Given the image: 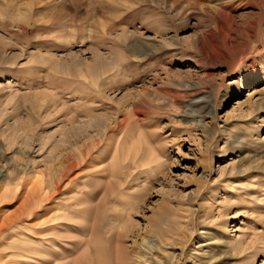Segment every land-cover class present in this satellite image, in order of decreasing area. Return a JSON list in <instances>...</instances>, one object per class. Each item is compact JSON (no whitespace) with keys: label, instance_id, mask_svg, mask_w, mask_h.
Returning <instances> with one entry per match:
<instances>
[{"label":"rangeland","instance_id":"rangeland-1","mask_svg":"<svg viewBox=\"0 0 264 264\" xmlns=\"http://www.w3.org/2000/svg\"><path fill=\"white\" fill-rule=\"evenodd\" d=\"M57 1L0 0L7 13L0 18V58L16 57L0 62V180L15 189L23 169H37L52 183L58 173L45 167L59 156L55 145L70 147L63 144L74 122L83 132L71 143L81 147L73 155L79 168L69 176L77 181L43 203L23 233L0 237V258L6 264H116L120 240L124 264H152L154 258L207 264L212 256V264H264V165L248 178L239 174L249 159L264 164V109L244 113L261 102L264 108V90L255 92L264 88V0H176L174 9L175 0ZM13 10L26 22L10 17ZM159 24L173 48L157 44ZM198 37L202 46L192 48ZM141 38L154 42L141 49H152L143 61L134 47ZM56 59L58 66L51 64ZM186 81L201 84L192 102ZM138 93H144L143 115L131 112ZM93 117L110 128L89 156ZM142 149L164 162L147 184L110 168ZM103 161L109 168L98 187L90 170ZM204 173L205 187L199 181ZM207 197L212 214L201 205ZM17 201L0 204V215L15 210ZM114 219L113 225L131 228L122 238L110 234ZM166 219L181 225L173 246L146 252L157 240L155 224L165 229ZM60 235L70 238L60 241ZM241 241L249 251L235 256L231 244Z\"/></svg>","mask_w":264,"mask_h":264},{"label":"bare ground","instance_id":"bare-ground-1","mask_svg":"<svg viewBox=\"0 0 264 264\" xmlns=\"http://www.w3.org/2000/svg\"><path fill=\"white\" fill-rule=\"evenodd\" d=\"M22 1V0H21ZM52 1V0H51ZM63 1V0H61ZM59 2V0L57 1ZM234 2V1H233ZM231 2V3H233ZM52 3V2H51ZM56 3V2H55ZM59 3H62V2H59ZM243 3V2H242ZM50 4V3H49ZM66 4V3H65ZM163 4L166 6L168 4L164 3L163 1ZM171 4V9L175 8L177 6V1H173L170 3ZM245 4V3H244ZM53 5V3H52ZM59 5V4H58ZM233 5V4H232ZM241 5V4H240ZM247 5V3L245 4ZM244 5V6H245ZM58 7V6H57ZM14 9V8H13ZM20 9V8H18ZM223 9H226L225 7ZM17 11V10H16ZM15 10H13V12L11 11L10 12V17L16 19V20H21V21H25L27 20V17L25 14H23V12L21 13L20 10L19 12H16ZM25 11V10H24ZM7 13H6V10L5 8L2 6V4L0 5V18H2L3 16H5ZM230 14V13H229ZM229 18V16H228ZM228 20V19H227ZM166 30V26H163V25H158L157 27V33L160 38H162V43H157L159 44V46H163V47H167L168 49L169 48H173L175 46V43L174 41L172 40H169L167 39L166 37H164L162 34L163 32ZM25 32H28V30H24ZM69 32V31H68ZM68 34V33H66ZM67 36V35H66ZM70 36V35H69ZM225 36V35H224ZM71 37V36H70ZM5 40V39H3ZM61 40V39H60ZM64 40V39H63ZM65 40L67 42H70L72 40V38H68V37H65ZM139 41L136 42L135 44V49H137L136 53L139 54L140 56L138 57L141 61L147 59L149 56V52L148 51H151L152 49L150 48L147 52H144L142 51L141 49L142 48H149L150 44L154 45V42L150 43V41H146L144 39H138ZM66 42V43H67ZM190 42L188 39H186V43ZM4 43V42H3ZM192 43V42H191ZM3 45V44H2ZM202 46V38L201 37H198V38H194L193 40V43H192V48H200ZM4 47V46H3ZM166 48V49H167ZM165 49V48H164ZM16 60V57H13V58H5L3 56H1L0 58V62L1 63H11L12 60ZM101 58H99L98 55H96L95 57V61L96 62H99ZM53 60V58H52ZM51 60V62H52ZM137 60V59H136ZM49 61H50V58H49ZM59 61H61L59 59ZM58 59L54 60L53 65L58 66ZM0 63V64H1ZM62 63V62H61ZM96 64V63H95ZM52 65V66H53ZM100 65V64H99ZM54 66V67H55ZM61 66H65V65H61ZM68 66H71L68 64ZM73 67V66H72ZM100 67V66H99ZM103 67V66H102ZM66 68V67H65ZM254 75V74H253ZM260 76V75H259ZM260 78V77H259ZM256 78H253V80H255ZM262 79V78H261ZM237 84L240 86L237 87V89H241L242 88V83L241 82H237ZM201 86V84H193L192 82L190 81H186V89L187 91H189L190 95H188L189 97L191 96V99H190V102L194 101L195 99H198L200 97V94H198L197 90L196 89H199ZM263 86V85H262ZM259 87V86H258ZM256 87V88H258ZM261 87V86H260ZM253 89L252 91L256 90ZM238 89V90H239ZM264 88L262 90H259V91H255V92H263ZM143 91V90H141ZM140 91V93H142ZM140 93H138V98L136 99L135 102H138L136 103V107L133 108L131 110V112L133 111V114H139V115H143L142 112V108L141 106H139V103H142V97L144 96V93L147 95L146 92H144L143 94L140 95ZM256 96V95H255ZM137 97V96H136ZM253 100V99H252ZM205 101H207L205 99ZM203 101L202 104H204L203 106L205 107L206 106V102ZM1 103V102H0ZM177 103V102H176ZM201 103V102H199ZM199 103L197 102H193V104H195L196 106H199ZM54 105V104H53ZM62 107V106H61ZM45 109V108H44ZM48 109V108H47ZM51 109V107H50ZM50 109H48L49 112ZM263 108V104L262 102L261 103H258L257 105H253L249 108V110L247 112H244L245 113V117H249L251 116L253 113H258V112H261ZM54 110V108L52 109ZM48 112V113H49ZM197 112V111H196ZM185 116L188 115L187 112L184 113ZM244 115V114H243ZM50 116V115H49ZM189 116V115H188ZM138 117V116H137ZM91 119V118H90ZM128 121V120H126ZM125 121V122H126ZM89 122V127L90 128V133H87L89 129H85L86 133L88 134V136L86 137L87 139V143L89 145V150H88V155L90 156V154L94 151V149L96 148L97 146V141H102L104 138V136L106 135V132L107 130H109V126L106 127V124L103 123L100 119H98L97 117H93L91 120L88 121ZM125 122H120V123H117V125H115L116 127H120L122 126ZM123 123V124H122ZM18 125H16L14 127V131L17 130V131H20V127L17 128ZM8 127V126H7ZM115 127V128H116ZM195 129L198 128L199 129V126L198 124H194L193 126ZM112 128V127H111ZM9 129V127L7 128ZM84 129V128H83ZM188 129V128H187ZM25 131V130H23ZM22 131V132H23ZM197 131V130H196ZM26 133V131H25ZM12 134V133H11ZM83 134L82 130L77 128L74 124V122L71 123V126H70V129L68 130V132L66 133V137L68 138L63 145H70L69 148H64V149H60L62 148L63 146H56L55 145V148H57L59 150L58 154L59 155L58 157L56 156V159H55V163L52 165H49V166H46L45 169L49 172H57L58 173V177H56V179L52 182V183H48L46 181H44V175L45 173H42V172H39L40 170H33L31 173L28 172V169H23L22 170V174L23 176L19 177L17 180V184H16V188L15 189H11L10 187H8L7 185H4V181L0 180V204L2 203H6L7 201H15V200H18L16 202L19 203V205L17 206V208L11 212H9V214L5 213L6 215L2 216L0 215V237H3L5 236V233L7 232H10L12 233L14 236H16L18 233H23L24 230L26 228H28V223H25L27 222L28 220H30L31 218L33 219L34 215L35 214V211L38 210L39 208H42L43 203H49L51 202V200L57 195L59 194L64 187H67L68 185H71V184H75L76 181H77V176H72V179H70V175L72 174H75L74 172L79 168V165H77L76 163V160L73 155L75 154H79L77 150H80L81 151V147H78L77 143H75L74 145L71 144V143H74L75 139L80 137V135ZM202 134L205 136V143H208L209 142V136H208V133L205 132V130L202 131ZM76 137V138H75ZM106 137V136H105ZM43 138V137H42ZM200 139V138H199ZM15 140V139H14ZM6 141V140H5ZM73 141V142H72ZM200 141V140H199ZM8 142V141H7ZM86 142V141H85ZM11 144V142L9 143ZM160 144V143H159ZM169 144V143H168ZM65 145V146H66ZM77 145V146H76ZM165 145V144H163ZM162 145V146H163ZM155 146V145H154ZM160 146V147H162ZM78 147V148H77ZM207 147L208 145L206 144V151H207ZM167 148V147H166ZM166 150V149H165ZM151 151V150H149ZM165 152V151H164ZM87 153V152H86ZM109 153V152H108ZM147 151L145 149H142V150H137V152L135 154H133L134 156L130 155V153H126L124 154V156H120V159L118 161V163L110 168H118L120 171H125L128 173V177L129 179H131L132 181L136 182L137 185H139L140 183H144V184H147L148 182H150V179L152 176L153 173H157V171L155 170L156 167H162L164 165V162L162 161V156H158L156 157L155 159H153L152 157L149 156V154L152 152H150L148 154V156L146 155ZM150 154V155H151ZM158 155L159 152H158ZM76 156V155H75ZM85 156V154H84ZM87 156V155H86ZM132 156V157H131ZM77 157H80V156H77ZM162 157V158H160ZM84 158V157H83ZM88 159V158H86ZM117 159V158H116ZM261 159V158H260ZM258 160H255V159H249L247 162L250 164L248 166H243L245 167L244 169H242L239 174L242 176L244 175L245 178H248L250 176V172H257V170H259L264 164H261V163H257ZM244 162V161H243ZM83 163V162H82ZM81 164V162H80ZM35 168V167H33ZM86 168V167H85ZM109 168V162L107 161H103L101 163H98V164H94L93 165V170H90L91 174H93V176L95 177V181L94 183L96 185H98V187L101 185V183H104L102 180H103V175L105 173V171H107ZM88 169V168H87ZM90 169V168H89ZM111 170V169H110ZM260 171V170H259ZM81 172V171H80ZM85 173V172H84ZM12 174V173H11ZM30 176H29V175ZM87 174V173H86ZM207 173H204L200 180L202 185L205 187L207 185L210 184L209 182V179H208V176L206 175ZM204 175H206L204 178ZM79 176V175H78ZM92 177V176H91ZM16 178V177H15ZM94 179V178H93ZM69 181V184H65L66 182L65 181ZM122 180V178H121ZM81 182V180H80ZM152 182V181H151ZM162 182V181H161ZM93 183V184H94ZM6 184V183H5ZM10 185V184H8ZM95 185V186H96ZM151 185V184H150ZM102 186V185H101ZM103 187H104V184H103ZM96 188V187H95ZM135 188V187H134ZM147 188V187H146ZM235 188V187H234ZM112 190V189H111ZM115 190V189H113ZM66 192V191H65ZM78 192V191H77ZM104 192V191H103ZM213 194V193H212ZM58 196V195H57ZM213 196V195H212ZM72 198V197H70ZM75 198V197H74ZM78 198V197H76ZM214 199V198H213ZM69 200V199H68ZM72 200V199H70ZM73 201V200H72ZM71 201V202H72ZM211 201V198L207 197L204 199L203 203H201V205H203V209H204V212L206 211H211L212 209V205L210 203ZM69 202V201H68ZM14 204V203H13ZM68 204V203H67ZM3 206V205H2ZM4 207V206H3ZM39 211V210H38ZM8 212V211H7ZM67 212V211H66ZM189 212V211H188ZM212 214V211L210 212ZM39 214V213H38ZM37 214V215H38ZM66 214V213H65ZM73 214V213H72ZM239 214V213H238ZM60 215V214H59ZM71 215V213H70ZM190 215V214H189ZM192 215V214H191ZM177 216V215H176ZM181 215H179L180 217ZM40 217V216H39ZM63 216H60V217H57L56 220H59V219H62ZM116 217V216H114ZM182 217V216H181ZM29 218V219H27ZM42 219V217H40ZM183 218V217H182ZM119 219V218H118ZM181 219V218H180ZM178 219V223L179 220ZM35 220V219H34ZM40 220V219H39ZM44 220V219H43ZM116 219L113 220V223L111 224V227L109 226V231H110V234L114 233L117 237H120L122 238L123 234H127L126 232H128L129 230H131V228L129 226H122V225H113L116 221ZM161 220V219H159ZM185 220V218H184ZM32 221V220H31ZM121 221V220H120ZM163 221V220H162ZM168 221V223H167ZM176 221V220H175ZM183 221V220H182ZM181 221V222H182ZM43 223H45V221H42ZM47 222V220H46ZM61 222V221H60ZM163 223H167V228L163 229L161 227H159L161 224H160V221L158 223L155 224V228H154V231L153 233L155 234V237L157 240H152L150 242L147 243V246L145 248V251L146 252H151V253H154V252H160L162 250V247L163 246H173L174 243H172V241L174 240V236L177 234V232H179L178 230H180L181 228V225L180 227L174 225V223L169 220H164ZM215 223V221H212L211 223L209 222V224H213ZM32 224V223H31ZM36 224V223H35ZM116 224V223H115ZM205 224V223H204ZM41 227V223L39 224ZM34 226V225H32ZM126 226V227H125ZM223 230H226V227L224 226H221ZM38 228V227H37ZM69 229V228H68ZM221 229V228H220ZM29 230V229H28ZM31 230V228H30ZM206 230V229H205ZM27 231V230H26ZM70 231V230H69ZM108 231V232H109ZM107 232V233H108ZM209 232H211L210 230H206L204 231V237L209 234ZM66 233V232H65ZM67 234V233H66ZM72 234V233H71ZM109 234V233H108ZM179 234V233H178ZM203 234V233H202ZM19 235V234H18ZM74 235V234H72ZM13 236V237H14ZM177 236V235H176ZM6 237V236H5ZM70 237L68 235H60L59 237V240L60 241H65V239H69ZM14 240V239H12ZM147 240V239H146ZM117 241V240H116ZM68 243V242H67ZM183 243V242H182ZM248 243V242H247ZM246 243V241H241L240 243L238 244H234L233 245L231 244V246H233V255L236 256H239V255H244L245 253H248L247 251H249V247H248V244ZM115 256H116V264H124V260L125 258L123 257V252L121 250V244H120V240L117 241V243H115ZM30 245V244H29ZM32 245V244H31ZM30 245V246H31ZM61 245V244H60ZM146 245V244H145ZM179 245V244H178ZM14 246V245H13ZM182 246V245H181ZM186 246V245H185ZM251 248V247H250ZM7 249V248H6ZM19 250V249H18ZM182 251L184 250V245L182 246ZM3 251V250H2ZM202 251V250H201ZM23 252V251H22ZM145 252V253H146ZM200 252V251H199ZM236 252V253H235ZM1 253V252H0ZM42 253V252H41ZM200 254V253H199ZM204 256L206 254H208L207 252L203 253ZM16 255V254H15ZM19 255V254H18ZM209 255V254H208ZM207 255V257H208ZM22 256V255H21ZM81 257V256H80ZM180 257H182V254H180ZM178 257V258H180ZM203 257V256H202ZM211 257V255H210ZM73 258V257H72ZM177 258V259H178ZM197 259V258H196ZM20 260V259H19ZM80 260V259H79ZM195 260V259H194ZM216 260V256H212L208 261H207V264H212V261ZM180 261V259H179ZM178 261V262H179ZM0 264H6V261H4V258L2 260V258H0ZM152 264H162L159 260H157L156 258L153 259V262Z\"/></svg>","mask_w":264,"mask_h":264}]
</instances>
